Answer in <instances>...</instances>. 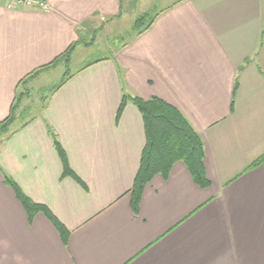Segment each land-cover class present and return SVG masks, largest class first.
Returning a JSON list of instances; mask_svg holds the SVG:
<instances>
[{
  "label": "crops",
  "instance_id": "crops-1",
  "mask_svg": "<svg viewBox=\"0 0 264 264\" xmlns=\"http://www.w3.org/2000/svg\"><path fill=\"white\" fill-rule=\"evenodd\" d=\"M40 1L47 9L0 0V122L21 89L90 48L89 35L136 17L127 44L64 74L0 143V264H264V0ZM147 14L151 25L135 29ZM123 96L185 117L209 187L176 162L132 211L145 131L131 102L117 118ZM53 136L76 179L62 175ZM4 177L49 211L65 241L44 214L27 216Z\"/></svg>",
  "mask_w": 264,
  "mask_h": 264
},
{
  "label": "trees",
  "instance_id": "trees-1",
  "mask_svg": "<svg viewBox=\"0 0 264 264\" xmlns=\"http://www.w3.org/2000/svg\"><path fill=\"white\" fill-rule=\"evenodd\" d=\"M153 19L147 15L138 17L135 20L134 28H148ZM146 24L145 26H143ZM77 43L72 44L69 48L55 59L52 63L63 59L68 60V56ZM50 66V65H47ZM46 67V66H45ZM43 68V67H42ZM47 68V67H46ZM39 69L29 74L19 85H24L25 80L32 78L37 74ZM65 82L63 79L52 92L58 90ZM236 89V83H235ZM24 93L15 95V99L9 110L8 116L0 122V132L4 135L8 133L9 128L15 122V112L24 98ZM127 102H131L141 114L144 131L145 145L141 153L139 169L132 188L130 189L131 209L136 214L140 202L141 194L144 187L156 175L166 178L171 167L176 162H182L189 172L194 183L200 188L209 187V181L206 178L203 160L204 147L199 134L194 130L185 117L174 107L157 98L143 100L139 97L123 96L117 111V118L120 116ZM54 148L61 160L63 166V176H70L76 179L70 170L65 153L61 148L56 137H52ZM263 159L254 162L252 166H257ZM4 183L9 186L18 202L23 207L29 218L35 214L42 213L54 225L63 240L66 239V232L60 223L51 216L49 211L42 205L35 204L28 197L23 195L18 186L8 177H4Z\"/></svg>",
  "mask_w": 264,
  "mask_h": 264
},
{
  "label": "rangeland",
  "instance_id": "rangeland-1",
  "mask_svg": "<svg viewBox=\"0 0 264 264\" xmlns=\"http://www.w3.org/2000/svg\"><path fill=\"white\" fill-rule=\"evenodd\" d=\"M135 17L136 15H132L130 18L124 17L117 28L115 26L109 27L106 32L104 30L101 33L89 35L88 39H94L93 44L90 48L79 51L78 56L72 59L68 67H64L59 63L56 69L47 70V73H49L46 74L47 76L36 78L26 86V89H21V91H25L23 94L24 98L15 112L16 124L10 127L9 131L11 132L19 124L39 114L46 98L49 97L54 87L59 84L64 74L68 76L75 73L91 62L108 57L110 51L127 44L131 37L128 31L131 27V21ZM7 135L8 133L3 135L0 132V143Z\"/></svg>",
  "mask_w": 264,
  "mask_h": 264
},
{
  "label": "built area",
  "instance_id": "built-area-1",
  "mask_svg": "<svg viewBox=\"0 0 264 264\" xmlns=\"http://www.w3.org/2000/svg\"><path fill=\"white\" fill-rule=\"evenodd\" d=\"M8 7H36L40 10L47 9V6L40 0H4Z\"/></svg>",
  "mask_w": 264,
  "mask_h": 264
}]
</instances>
